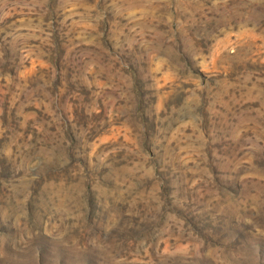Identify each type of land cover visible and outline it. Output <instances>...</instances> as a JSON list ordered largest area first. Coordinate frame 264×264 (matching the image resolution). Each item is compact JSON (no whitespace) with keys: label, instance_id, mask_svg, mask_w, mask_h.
<instances>
[{"label":"rangeland","instance_id":"rangeland-1","mask_svg":"<svg viewBox=\"0 0 264 264\" xmlns=\"http://www.w3.org/2000/svg\"><path fill=\"white\" fill-rule=\"evenodd\" d=\"M0 264H264V0H0Z\"/></svg>","mask_w":264,"mask_h":264}]
</instances>
